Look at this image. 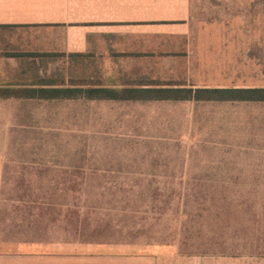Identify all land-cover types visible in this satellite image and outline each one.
Listing matches in <instances>:
<instances>
[{
    "label": "rangeland",
    "instance_id": "1",
    "mask_svg": "<svg viewBox=\"0 0 264 264\" xmlns=\"http://www.w3.org/2000/svg\"><path fill=\"white\" fill-rule=\"evenodd\" d=\"M213 18L231 20L230 33L243 32L241 18L259 40L246 65L117 68L128 72L121 83L264 87V0L193 1L197 26ZM32 108L38 117L6 120L7 132L0 123V145L6 139L9 149L2 254L98 248L229 257L232 264L264 259V102L73 101Z\"/></svg>",
    "mask_w": 264,
    "mask_h": 264
},
{
    "label": "crops",
    "instance_id": "2",
    "mask_svg": "<svg viewBox=\"0 0 264 264\" xmlns=\"http://www.w3.org/2000/svg\"><path fill=\"white\" fill-rule=\"evenodd\" d=\"M193 1L0 0V90L20 92L16 96H0V123L3 120L4 131L8 128L6 120L28 121L34 115L38 117V110L32 108L34 104L163 101L82 96L47 99L32 97L33 90L146 89L164 85L145 82L123 85L121 81L128 79L125 74L128 72L117 68L246 65L248 51L259 48L252 41L259 40L245 32V21L237 20L238 25H244L243 32L227 31L231 21L227 18L218 21L213 18L208 20L206 28L199 27L192 19ZM5 132L1 133L3 138L8 136ZM4 142L0 145V198L9 153L6 139ZM232 260L229 257L184 258L175 253L157 252L123 255L98 251V248L96 252L77 255L8 256L0 252V264H232ZM239 264H264V259L240 257Z\"/></svg>",
    "mask_w": 264,
    "mask_h": 264
},
{
    "label": "trees",
    "instance_id": "3",
    "mask_svg": "<svg viewBox=\"0 0 264 264\" xmlns=\"http://www.w3.org/2000/svg\"><path fill=\"white\" fill-rule=\"evenodd\" d=\"M15 89L0 90V96L10 97L19 95ZM32 97L41 98H77L88 99H117V100H192V101H253L264 102V87L249 88H192L180 86H157L151 88H53L31 91Z\"/></svg>",
    "mask_w": 264,
    "mask_h": 264
}]
</instances>
